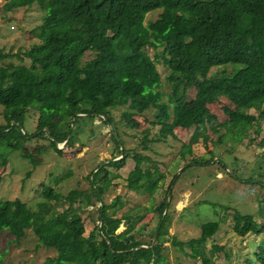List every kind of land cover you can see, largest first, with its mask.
I'll use <instances>...</instances> for the list:
<instances>
[{
    "label": "trees",
    "instance_id": "1",
    "mask_svg": "<svg viewBox=\"0 0 264 264\" xmlns=\"http://www.w3.org/2000/svg\"><path fill=\"white\" fill-rule=\"evenodd\" d=\"M32 3L42 11L39 22L29 29L34 40L15 51L0 47V114L4 120L0 122V165L7 163L8 153L20 149L34 135L48 139L60 153L62 149L56 144H73L78 125L88 124L92 134L95 117L110 127L115 152L120 156L98 161L85 175L87 189L73 187L62 195L40 182L41 198L35 209L18 197L0 199V229L18 240L29 228L38 243L55 250V264L165 261L160 235L166 232L169 200H165V192L175 174L163 189V172L156 169L155 161L148 154L131 150L133 166L125 176L126 187L147 192L149 204L145 208L157 213V222L148 240L132 232H117L120 224L133 225V220L129 213H113L121 204L119 196L102 200L111 178L117 175L108 166L124 165L129 153L114 129L110 109L122 105L120 118L127 126L136 127L134 114L152 108L147 121L156 129L152 136L148 135L150 126L140 130L142 148L164 140L174 127L192 128L189 140L178 149L182 158L192 141L207 138L206 124L215 118L207 103L221 94L233 104L223 107L228 118L245 128L252 126L254 120L264 117V0H3L1 9L4 14ZM153 10H157L156 16L145 21V14ZM147 48L152 49V56ZM157 62L165 68L163 78ZM225 64H231L229 71L222 68L221 73L208 74L212 66ZM189 93L192 100L187 104ZM250 105L255 114L245 111ZM30 113L35 115V129L26 132L23 118ZM257 144L264 145V139ZM210 159L185 158L183 164H206ZM144 160L150 164L142 167ZM219 163L228 168L227 162ZM225 172L264 188L259 177L241 178L231 168ZM162 189L161 199L152 203L155 192ZM61 198L68 205L58 210ZM86 205L95 206V218L84 234L76 209ZM258 211L263 217L260 223L250 213L233 210V228L242 231L238 229L242 222L252 226L253 232L264 233L262 204ZM218 226V220H206L199 225L197 236H172L170 241L192 258V264H211V254L221 246L212 244L206 249L205 241ZM253 254L254 260L244 258L242 264H264V252Z\"/></svg>",
    "mask_w": 264,
    "mask_h": 264
},
{
    "label": "rangeland",
    "instance_id": "2",
    "mask_svg": "<svg viewBox=\"0 0 264 264\" xmlns=\"http://www.w3.org/2000/svg\"><path fill=\"white\" fill-rule=\"evenodd\" d=\"M2 2L3 0H0V47L6 51H15L18 47L26 48L34 40L29 29L39 22L42 11L36 3H32L3 14ZM156 14L157 10L150 11L145 14L144 20L152 19ZM147 51L152 56V49L147 48ZM10 59L17 61L15 57ZM23 61L28 62L26 58ZM230 66L231 64L212 66L208 74L221 73L222 68L229 71ZM156 67L163 78L164 66L157 62ZM192 91V88L189 89L190 93ZM190 93L185 99L187 104L192 100ZM225 106L233 107V104L222 94L207 103V108L215 115V118L206 124L207 138L203 140L198 137L192 141L184 158L178 149L181 143L189 140L192 128L174 127L172 133L164 140L149 142L148 148H142L140 130L150 126L147 119L152 116V108L134 114L138 123L136 127L127 126L120 118L122 105L110 109L116 122L114 129L119 132L123 146L129 153L124 165L119 168L108 166L117 175L111 178L102 200L108 202L114 196H119L121 204L114 208L113 213H129L133 220V225L120 224L117 232L122 235L132 232L135 237L148 240L149 233L157 222V213L145 208L149 204L147 192L139 193L126 187L125 176L133 166L130 151L148 154L155 161L156 169L163 172V189L175 174L170 188L165 192V200H169L164 220L166 232L161 234L160 238L166 259L159 264H176L177 261L192 264V258L180 252L176 245L171 243L170 238L195 237L199 233V225L210 219L218 220L219 226L212 236L206 239L205 248L208 249L212 244L221 246L211 254V264H242L244 258L254 260L253 252H264V233H255L252 226L242 225V222L238 229L241 227L243 232L241 229L237 231L233 228L232 217L233 210H237L252 214L253 219L260 223L263 217L258 207L261 204L264 207V188L241 182L235 175L225 172L231 168L241 178L255 176L264 180V145L257 144L260 139H264V117H258L252 122V126L245 128L241 126V122L228 118L223 111ZM245 111L256 113L251 105ZM34 117L35 115L30 113L26 119L23 118V128L26 132L35 129ZM3 121L0 114V122ZM91 123L92 134L87 129L88 124H80L76 127L77 140L73 144L58 142L56 146L62 149L60 153L50 146L48 139L37 135L28 139L20 149L8 153L7 163L0 165V199L18 197L25 201L28 207L35 209L36 201L41 198L40 182L49 184L62 195L73 187L87 189L85 175L98 161L120 156L115 152L110 127L97 117ZM155 129L156 126L151 125L148 135L152 136ZM244 131L245 135L241 136ZM197 156L211 159L206 164L192 162L184 167L185 158L189 160ZM219 160L227 162L228 168H223ZM149 164V161L144 160L141 166ZM163 189L155 192L152 203L155 204L161 199ZM67 205L68 201L61 198L56 204V209L60 210ZM74 205L76 201L72 203V206ZM80 207L76 212L82 219L83 233L86 234L93 225L95 206ZM107 210H111V207ZM184 249L188 251L187 247ZM226 253L228 256H225ZM54 257L55 250L38 243L29 228L25 229L24 235L18 240L5 229H0V264H55Z\"/></svg>",
    "mask_w": 264,
    "mask_h": 264
},
{
    "label": "water",
    "instance_id": "3",
    "mask_svg": "<svg viewBox=\"0 0 264 264\" xmlns=\"http://www.w3.org/2000/svg\"><path fill=\"white\" fill-rule=\"evenodd\" d=\"M45 132L47 133V130H45ZM62 143H64V141H62ZM154 238V237H153ZM154 241V239H153ZM143 246H149V244H142Z\"/></svg>",
    "mask_w": 264,
    "mask_h": 264
}]
</instances>
